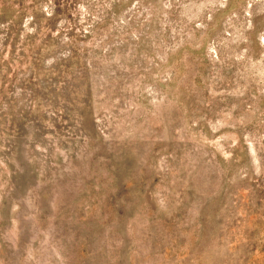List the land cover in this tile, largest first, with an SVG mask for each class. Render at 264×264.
<instances>
[{
  "label": "rangeland",
  "instance_id": "1",
  "mask_svg": "<svg viewBox=\"0 0 264 264\" xmlns=\"http://www.w3.org/2000/svg\"><path fill=\"white\" fill-rule=\"evenodd\" d=\"M0 264H264V0H0Z\"/></svg>",
  "mask_w": 264,
  "mask_h": 264
}]
</instances>
